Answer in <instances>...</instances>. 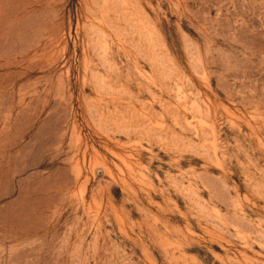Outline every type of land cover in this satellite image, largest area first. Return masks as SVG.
<instances>
[{"label": "rangeland", "instance_id": "obj_1", "mask_svg": "<svg viewBox=\"0 0 264 264\" xmlns=\"http://www.w3.org/2000/svg\"><path fill=\"white\" fill-rule=\"evenodd\" d=\"M0 0V264H264V0Z\"/></svg>", "mask_w": 264, "mask_h": 264}, {"label": "crops", "instance_id": "obj_2", "mask_svg": "<svg viewBox=\"0 0 264 264\" xmlns=\"http://www.w3.org/2000/svg\"><path fill=\"white\" fill-rule=\"evenodd\" d=\"M56 9L59 11V0H24L23 11L28 14H42L43 12H51Z\"/></svg>", "mask_w": 264, "mask_h": 264}]
</instances>
